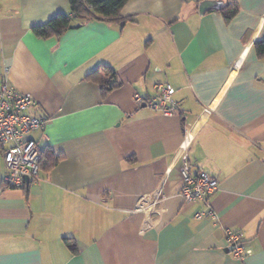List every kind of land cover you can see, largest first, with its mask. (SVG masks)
Here are the masks:
<instances>
[{"label":"crops","instance_id":"0c3cea01","mask_svg":"<svg viewBox=\"0 0 264 264\" xmlns=\"http://www.w3.org/2000/svg\"><path fill=\"white\" fill-rule=\"evenodd\" d=\"M204 1L131 0L124 22L40 39L32 28L69 0H0V80L32 96L49 122L28 137L59 157L2 189L0 150V264H264V0L201 14ZM103 65L120 84L105 97L87 78ZM159 83L175 90L172 114L147 105ZM184 152L192 175L218 183L204 201L180 197ZM143 196L154 212H134Z\"/></svg>","mask_w":264,"mask_h":264},{"label":"built area","instance_id":"2783aa9c","mask_svg":"<svg viewBox=\"0 0 264 264\" xmlns=\"http://www.w3.org/2000/svg\"><path fill=\"white\" fill-rule=\"evenodd\" d=\"M156 95L147 101V105L164 114H172L177 108L173 94L174 88L169 84L159 83L155 86ZM138 104L144 101L135 96ZM35 102L31 95L20 92L12 87L5 76L0 80V150L3 154L6 174L3 177L2 189L23 188L25 178L30 183L40 180V152L39 143L29 138L34 131H44L49 119L34 115L31 112ZM181 176L183 185L180 197L186 204L204 201L218 191V183L208 173L201 171L197 175L190 173L188 155H181ZM155 198V197H154ZM143 196L138 200L134 212H154V200ZM205 217L216 218L213 210L196 214L197 219ZM227 242L236 256L241 257L249 253L242 235L236 231L227 230Z\"/></svg>","mask_w":264,"mask_h":264},{"label":"trees","instance_id":"16d2710c","mask_svg":"<svg viewBox=\"0 0 264 264\" xmlns=\"http://www.w3.org/2000/svg\"><path fill=\"white\" fill-rule=\"evenodd\" d=\"M131 0H69V13H63L52 18L42 25L32 28L34 35L40 39L61 37L69 30L77 29L91 21L105 23H121L126 21L122 17V10ZM237 4L230 5L222 11L227 21H230L237 14ZM257 55L264 58V40L254 44ZM89 80L101 87L103 97L116 89L120 84L116 72L108 66H100L88 75ZM59 161L53 153L49 154L41 150L40 170L54 167ZM73 252H77L73 248Z\"/></svg>","mask_w":264,"mask_h":264},{"label":"water","instance_id":"95a60500","mask_svg":"<svg viewBox=\"0 0 264 264\" xmlns=\"http://www.w3.org/2000/svg\"><path fill=\"white\" fill-rule=\"evenodd\" d=\"M225 6V3L220 0H208L204 1L200 5V13L204 14L210 10H221ZM26 185L29 186L30 180L28 177L25 178Z\"/></svg>","mask_w":264,"mask_h":264}]
</instances>
